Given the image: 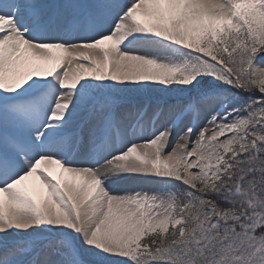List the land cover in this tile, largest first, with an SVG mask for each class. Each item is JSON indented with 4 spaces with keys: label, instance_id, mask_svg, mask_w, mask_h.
Segmentation results:
<instances>
[{
    "label": "snow or ice",
    "instance_id": "1",
    "mask_svg": "<svg viewBox=\"0 0 264 264\" xmlns=\"http://www.w3.org/2000/svg\"><path fill=\"white\" fill-rule=\"evenodd\" d=\"M0 264H264V0H0Z\"/></svg>",
    "mask_w": 264,
    "mask_h": 264
},
{
    "label": "rangeland",
    "instance_id": "2",
    "mask_svg": "<svg viewBox=\"0 0 264 264\" xmlns=\"http://www.w3.org/2000/svg\"><path fill=\"white\" fill-rule=\"evenodd\" d=\"M119 186H121V187H139L142 185L139 184V182L125 181V182H122Z\"/></svg>",
    "mask_w": 264,
    "mask_h": 264
}]
</instances>
